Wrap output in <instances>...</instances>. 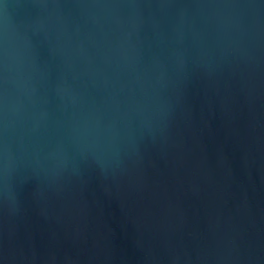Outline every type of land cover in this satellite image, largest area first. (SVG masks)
<instances>
[{
    "label": "water",
    "instance_id": "95a60500",
    "mask_svg": "<svg viewBox=\"0 0 264 264\" xmlns=\"http://www.w3.org/2000/svg\"><path fill=\"white\" fill-rule=\"evenodd\" d=\"M0 264H264V0H0Z\"/></svg>",
    "mask_w": 264,
    "mask_h": 264
}]
</instances>
